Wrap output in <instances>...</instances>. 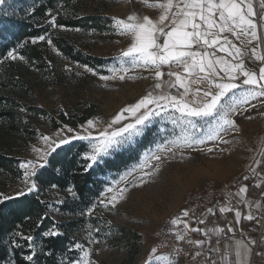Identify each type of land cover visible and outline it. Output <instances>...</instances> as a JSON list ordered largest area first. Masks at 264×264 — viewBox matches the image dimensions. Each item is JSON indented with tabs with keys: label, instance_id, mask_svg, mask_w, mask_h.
Segmentation results:
<instances>
[{
	"label": "snow or ice",
	"instance_id": "obj_1",
	"mask_svg": "<svg viewBox=\"0 0 264 264\" xmlns=\"http://www.w3.org/2000/svg\"><path fill=\"white\" fill-rule=\"evenodd\" d=\"M142 3L158 9V15L153 18L133 12L125 18L110 17L111 32L128 37L130 43L113 58L114 62L106 69L108 74L104 65L88 63L66 64L64 70L77 76L97 77L103 88L113 81L144 79L153 81L151 87L134 103L120 108L110 120L96 116L79 128L63 125L51 135L37 130L42 145L32 146L35 156L18 163L19 186L13 195L0 192V205L34 196L46 208L37 216L35 227L41 228L46 220H53L41 235L48 240L65 236L52 216L59 208L40 199L42 170L50 165L51 158L73 141H87L82 170L89 172L107 163L106 157L136 144L153 124L171 123V131L159 127L160 140L154 149L143 154L139 164L80 209L78 216L84 218L85 235L73 233L61 253L60 264H98L93 258L97 252L94 246L101 243L97 234L107 229L105 236L113 235L112 221L105 213H114L126 203L133 189L155 182L169 160L192 159L187 153L231 155L232 145L242 143L238 139L242 133L239 120H253V112L264 116V0H258V6L256 0H142ZM4 6L6 0H0V7ZM62 10L63 4L48 9L44 34L8 48L0 56V65L20 61L34 66L36 62L20 51L29 43L44 42L63 56L48 29L82 30L59 24L57 18ZM29 11L34 13L36 9ZM96 31L91 29L92 33ZM47 63L52 65L50 60ZM19 111L26 113L27 109L20 107ZM49 187L57 189L59 185L50 183ZM234 187L236 190L227 192L223 201L218 200L199 213L194 207H185L173 216L167 232L156 235H170L173 241L184 242V246L170 245L165 239L151 246L143 264H178L182 256L189 257L186 264H258L256 258L259 264H264V199L248 198L250 188L259 189L264 197V148L251 158ZM66 191L73 200L79 198L74 186ZM56 203L62 205L65 200L57 199ZM209 217L214 218L211 227L207 225ZM221 217V222L216 223ZM25 220L32 222V217L25 216ZM190 234H199V238H189ZM36 240L31 229L25 231L23 225H17L8 234L6 257L0 259V264H18V252L24 264H38L41 255H54L51 249L38 246ZM162 247H171V252L158 255Z\"/></svg>",
	"mask_w": 264,
	"mask_h": 264
},
{
	"label": "rangeland",
	"instance_id": "obj_2",
	"mask_svg": "<svg viewBox=\"0 0 264 264\" xmlns=\"http://www.w3.org/2000/svg\"><path fill=\"white\" fill-rule=\"evenodd\" d=\"M39 2L40 0H6V6L0 7V44L10 39L16 30L18 21L28 15L29 10ZM256 3L258 6V0ZM83 6L88 13L95 12L94 8L98 6L110 17L118 18H125L133 12L137 15H149L155 18L159 13L158 9H151L144 5L142 0H84ZM55 31L63 33L68 39L84 46L90 54L105 58L106 62L103 64L105 74H108L106 69L114 62L113 58L118 56L119 50L127 47L130 43L128 37H120L111 30L104 31L108 32V35H102L101 33L104 32L100 31L92 33L91 30L75 32L55 29ZM116 41H120V43H116ZM47 60L52 61V65L45 72L36 70L34 67H30L26 72L34 82L33 94L29 101L46 108L53 115H56L61 109L67 113L75 112L78 106L95 102L98 107L91 118L99 116L104 120H110L120 108L134 103L153 83L151 79L113 81L109 82L108 88H103L100 86L103 82L99 81L97 77L90 74L77 76L75 72L65 71L66 64L74 65L78 62L65 59L64 55H57L52 48H50ZM143 74L148 75V73ZM81 124L68 126L79 128ZM34 125L39 133L45 135H51L60 128L53 129L43 117L36 119ZM261 125L260 134L256 131L253 136L248 137L246 142L242 141V143L232 145L231 155L187 153L192 159L180 160L177 158L165 162L161 174L155 182L142 189H133L130 199L126 203L119 205L114 213H105L109 220L117 225V227L112 226L113 231L119 230V226H125L143 234L140 238L141 249L131 264H143L151 246L159 244L156 238L158 226L167 217H173L185 208L183 201L186 193L205 184L209 179H216L221 186L228 184L231 189L237 178L242 176L251 158L256 155L258 145L264 136L263 121ZM161 126L169 131L173 127L170 122H164L163 125L159 122L155 123L145 136L137 139L136 144L122 148L112 156L105 158L106 161L112 163L120 157H126L122 163L120 162L119 168L110 167L103 174L104 188L112 181L118 180L128 169L139 164L148 149L155 148L156 142L160 140L158 129ZM241 127L244 130L242 125ZM175 131L177 134L179 133V129ZM242 133L244 135V131ZM41 145L42 141H38V135L30 139L19 153L22 161L35 156V153L31 152L32 146L40 147ZM18 186L19 179L11 182L2 192L13 195ZM136 221H143V223ZM192 224L195 226V222ZM118 237L114 235L104 239L99 237L101 243L94 246L97 252L93 257L98 261V264H125L128 251L123 240L121 241ZM166 253L160 248L158 255Z\"/></svg>",
	"mask_w": 264,
	"mask_h": 264
},
{
	"label": "trees",
	"instance_id": "obj_3",
	"mask_svg": "<svg viewBox=\"0 0 264 264\" xmlns=\"http://www.w3.org/2000/svg\"><path fill=\"white\" fill-rule=\"evenodd\" d=\"M83 1L40 0L33 7L36 11L20 19L10 39L0 44V56L18 42L44 34L45 29L48 27L45 24V13L50 8L57 9L60 4H63L64 10L57 18L59 24L66 25L70 29L79 28L84 31L93 28L100 32L110 30L108 28L110 16L99 9L98 6L94 8L95 12L88 13L83 6ZM39 25H44V27ZM48 32L51 34L56 48L68 59L81 64L88 63L92 66L103 65L106 62L105 58L90 54L84 46L68 39L63 33L55 31V29H48ZM20 51L30 61L36 62L34 66H28L20 61L5 62L0 65V192L7 188L11 182L18 179L19 170L17 165L22 161L19 153L30 139L38 135L37 128L34 125L36 119L43 117L53 129L65 124L75 126L91 118L98 107L97 103L90 102L85 106H78L75 112L67 113V115H64V111H59L56 115H53L46 108L30 102L29 98L33 94L34 82L26 72L30 67L39 69L41 72H45L50 67L47 63L50 47L44 42H38L36 45L29 43ZM20 107H25L27 112L21 113L19 111ZM25 120L28 122L24 123ZM86 150H88L87 141H73L71 145L59 150V154L51 158L50 165L42 170L41 187L43 191L40 193V199L52 204L55 208H59L60 211L53 213L52 216L60 224L61 230L66 235L55 240H48L41 235L42 231L46 230L53 220H46L41 228L35 227L37 216L43 214L46 208L44 204L38 203L34 196L7 201L0 205V259L6 257L8 234L17 225H23L25 231L31 229L37 237V245L51 249L54 252L53 256L41 255L38 264H60L61 253L73 233L84 236L82 229L86 225L84 218L78 216L80 209L85 208L103 191L105 185L103 174L106 170L110 167L119 168L126 158L120 157L112 163L107 161V163L94 167L89 172H84L82 170V155ZM56 168H60L62 171L57 173ZM50 183H56L59 187L51 189L49 187ZM73 186L79 194V198L76 200H73L66 191L68 187ZM259 191V189L254 188L249 190L253 194ZM57 199L65 200V203L62 205L57 204ZM25 216H31L32 222L25 220ZM105 217L109 219L107 215ZM213 220L214 218L209 217L207 221L209 227L213 226ZM221 220H217L216 223H220ZM112 225L117 227L113 223ZM118 228V231H113V229L111 231L114 236H119L118 239L120 238L125 243L128 251L125 264H131L141 249V234L125 226H119ZM106 231L107 229L97 234L98 237L102 239L108 237L105 236ZM195 238H199V234H195ZM25 251L27 250L25 249ZM17 259L18 264H24L19 257V252Z\"/></svg>",
	"mask_w": 264,
	"mask_h": 264
},
{
	"label": "built area",
	"instance_id": "obj_4",
	"mask_svg": "<svg viewBox=\"0 0 264 264\" xmlns=\"http://www.w3.org/2000/svg\"><path fill=\"white\" fill-rule=\"evenodd\" d=\"M264 123V121H263ZM228 184L226 185H220L218 184V181L216 179H209L205 182V184L201 186H197L196 188L190 190L188 193H186L183 201V206L184 207H194L196 208L197 213L200 211L204 210L206 207H211L213 204L216 203V201L221 200L223 201L225 199L226 193L228 192L229 189ZM199 205V207H196ZM172 218V216L167 217L162 223L158 226L156 232H167V228L169 227V220ZM220 219H223L221 217ZM194 221H191L192 223ZM156 238L159 243L167 239L168 243L171 244H176L177 246H184V242H179V241H173L171 239V236H157ZM189 238H194V234H190ZM162 250L165 252L169 253L171 252V247H162ZM189 259V257L182 256L178 264H186V261Z\"/></svg>",
	"mask_w": 264,
	"mask_h": 264
},
{
	"label": "crops",
	"instance_id": "obj_5",
	"mask_svg": "<svg viewBox=\"0 0 264 264\" xmlns=\"http://www.w3.org/2000/svg\"><path fill=\"white\" fill-rule=\"evenodd\" d=\"M252 115L254 116V119L251 120V121H248L246 119H240L239 120L240 123L242 122L241 125L244 128V130H242V132L244 131V135L245 136L243 135V133H241V135H240V137H238V139L239 140L242 139L241 141H243V142L244 141L246 142L248 140V137L249 136L250 137L253 136L256 131L259 134L261 133V130H262L261 123H262V121H264V116L257 115L256 112H253ZM262 148H264V136H263L261 142L258 145V148H257V151H256V155L259 152V150L262 149ZM236 183H237V180L235 181L234 185H236ZM234 185L231 187V191H233V192L236 190ZM248 198L252 199V200H255L257 198L264 199V197H261L260 191L258 193H256V194H253V193L249 192ZM201 227H203V226H201ZM256 259H257V262L259 264V258H256Z\"/></svg>",
	"mask_w": 264,
	"mask_h": 264
}]
</instances>
